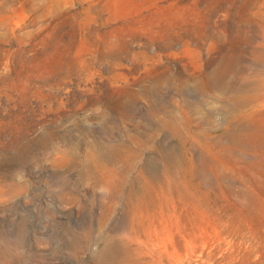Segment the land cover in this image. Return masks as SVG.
<instances>
[{"label": "rangeland", "instance_id": "obj_1", "mask_svg": "<svg viewBox=\"0 0 264 264\" xmlns=\"http://www.w3.org/2000/svg\"><path fill=\"white\" fill-rule=\"evenodd\" d=\"M227 232L264 264V0H0V264H218Z\"/></svg>", "mask_w": 264, "mask_h": 264}, {"label": "bare ground", "instance_id": "obj_2", "mask_svg": "<svg viewBox=\"0 0 264 264\" xmlns=\"http://www.w3.org/2000/svg\"><path fill=\"white\" fill-rule=\"evenodd\" d=\"M225 235L230 236L227 243L231 251L218 264H253V259L261 257V251L258 249L260 236L256 237L247 233L237 234L236 232H234L235 236L229 232Z\"/></svg>", "mask_w": 264, "mask_h": 264}]
</instances>
